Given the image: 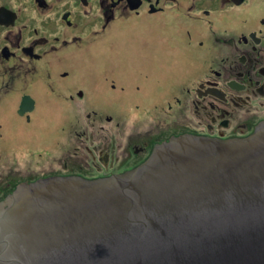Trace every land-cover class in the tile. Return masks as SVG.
<instances>
[{
    "label": "flooded vegetation",
    "instance_id": "af4514ba",
    "mask_svg": "<svg viewBox=\"0 0 264 264\" xmlns=\"http://www.w3.org/2000/svg\"><path fill=\"white\" fill-rule=\"evenodd\" d=\"M146 19L158 20L148 29L159 27V41L171 34L186 54L174 78L146 85L145 60L127 61L133 65L123 71L115 58L89 61L111 45L115 57L125 49L120 40L146 58ZM217 20L224 22L219 29ZM151 86L155 92L146 95ZM129 96L136 123L126 131L119 114L95 102ZM163 101L170 112L165 127L147 128L146 112L157 115ZM45 106L60 120L36 135L33 116ZM262 118L264 0H0V154L8 148L3 128H12L21 144L7 151L16 167L0 176V189L10 185L4 197L22 177L121 173L173 132L250 133Z\"/></svg>",
    "mask_w": 264,
    "mask_h": 264
},
{
    "label": "water",
    "instance_id": "95a60500",
    "mask_svg": "<svg viewBox=\"0 0 264 264\" xmlns=\"http://www.w3.org/2000/svg\"><path fill=\"white\" fill-rule=\"evenodd\" d=\"M0 264H264V118L173 132L121 173L22 177L0 199Z\"/></svg>",
    "mask_w": 264,
    "mask_h": 264
},
{
    "label": "rangeland",
    "instance_id": "374dc122",
    "mask_svg": "<svg viewBox=\"0 0 264 264\" xmlns=\"http://www.w3.org/2000/svg\"><path fill=\"white\" fill-rule=\"evenodd\" d=\"M217 21L218 23L216 24V27L219 29L222 27V25H224V22L222 20H217ZM149 25H151L150 28H154V26L158 25V20L157 19H146V58H143L142 54L138 53L134 49L129 48L130 41L120 40L119 41L120 46H122L125 49L118 54L115 50H113V52L117 54L115 57H111L112 56L111 55L112 45H111L107 49L108 51H110V53H103L104 51H106L104 50L101 54H99L97 59L91 57L89 61H99L100 62V61L105 60L106 62H108L109 59L112 60V58H115L114 60L118 61V63L122 62V64H119V66H120V71H123L128 66L133 65L132 63H128L127 61L137 62L140 60H145L146 64H144V67L146 68V72L148 71L150 73V78L146 79V85L156 82V79L159 81L171 80L172 78L175 77L176 73L180 70V67H181L180 63L181 62L183 63V58L186 56V54L185 52L181 51L180 48L176 46V43H175L176 39L170 36L171 35L170 32L167 33L170 35H168V38H166V40L164 39L163 41L162 40L159 41V36L161 37L163 33L160 32L159 27L153 30H150V28L148 29ZM112 49H115V48H112ZM98 74H100V77H101V73H98ZM86 77L91 80L96 79L95 75L94 76L87 75ZM124 79L127 81H131L132 76L128 75ZM155 90L156 89L153 88V86H151L149 89L148 87H146V95L153 94ZM134 98L135 97L133 96H129V97L122 99V101H118V102H112V101L105 100V101H96L95 103L98 107L103 108V110L106 113H110L111 111V113L113 114H116V113L119 114L121 116L120 122H124V126L125 125L128 126V127L125 126L126 127L125 130L127 131L129 130L132 124L135 125L136 123V122L132 123L133 121H136V120L134 118H130L131 114L129 110L131 104L133 103L132 101L134 100ZM148 104L149 102L146 101V108L148 107ZM166 107H167V102L163 101L162 104L158 105V108H162L163 110L159 113H156L157 115H153V113L148 114L146 112V127L147 128H152L156 123H158L162 128L165 127V121H164L165 119L163 118V115L165 116L170 115V112L166 111ZM47 109L48 107L46 106L44 108L40 107L38 111L34 113L33 119L34 121L37 120V123L34 124L35 126L32 127V130L36 135H40L42 132L49 131L53 127L52 121L60 120L58 116L56 117V115H51L50 113H47L48 112ZM44 115L46 117H44ZM77 116H76L77 120H82L80 116L78 117ZM57 124L58 123L55 122V126ZM159 127L156 126L154 131L159 129ZM2 131H3L2 141L4 143V146L8 147L7 149L2 148L1 150L2 156L0 154V176L2 179H4V175L16 167V166H12L16 164V158L13 161H10V157L8 156V154L11 152V150H17L18 146H20L21 144L19 143L20 138L18 134L16 133V136H15V133L13 132L12 128H9V129L3 128ZM150 135H155V134L152 131ZM12 137H14V139H12ZM120 141L121 142L124 141L123 138L120 139ZM72 145L74 144L72 143ZM7 151H8V154H7ZM5 156H6V161L5 163H3L2 159ZM1 183H2V180H0V185ZM9 189H10V185L9 187L0 189V199L4 197L5 193L9 191Z\"/></svg>",
    "mask_w": 264,
    "mask_h": 264
}]
</instances>
